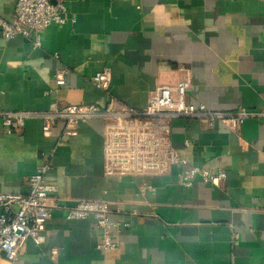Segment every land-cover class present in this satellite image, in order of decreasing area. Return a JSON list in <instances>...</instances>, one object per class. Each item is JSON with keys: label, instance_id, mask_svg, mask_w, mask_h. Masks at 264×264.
I'll return each mask as SVG.
<instances>
[{"label": "crops", "instance_id": "obj_1", "mask_svg": "<svg viewBox=\"0 0 264 264\" xmlns=\"http://www.w3.org/2000/svg\"><path fill=\"white\" fill-rule=\"evenodd\" d=\"M15 1L0 0L1 19L12 21ZM63 1L66 23L44 29L38 46L32 36L0 35V111L142 110L157 86L175 84L185 71L189 101L227 112L264 103V0ZM105 66L108 93L90 82ZM59 67L67 76L55 86ZM41 126L39 119L20 132L0 126V193H26L25 178L48 161L44 180L62 203L108 202L118 247L97 249L91 217L68 219L55 209L42 243L27 240L13 263L0 264H264V119L236 129L172 119V146L189 165L226 172L217 186L196 177L189 187L177 184L175 166L161 175H105L102 119L66 134L58 120L49 136Z\"/></svg>", "mask_w": 264, "mask_h": 264}, {"label": "built area", "instance_id": "obj_2", "mask_svg": "<svg viewBox=\"0 0 264 264\" xmlns=\"http://www.w3.org/2000/svg\"><path fill=\"white\" fill-rule=\"evenodd\" d=\"M67 18L63 0H16L12 21L0 18V35L4 39L32 36L33 44L38 46L39 35L44 29L64 25ZM66 76L67 70L59 67L53 75L54 85L62 86ZM90 82L98 90L108 93L110 68L105 66L90 78ZM190 83V74L185 71L175 84L157 86L142 110L125 106L100 108L94 104H69L52 110L0 111V126L8 132H20L27 120L39 119L42 134L49 136L58 120L64 121L63 133L66 134L81 122L102 119L105 121L102 149L105 175H161L175 166L179 169L176 182L180 186H191L196 177L217 186L225 178V170L219 169L211 174L204 168L189 165L172 146V119L193 118L206 123L209 128L219 121L236 129L248 118L264 119V103L258 110H212L202 103L187 100ZM188 144L185 141V145ZM49 168L47 161L25 178L26 193H0V259L13 263L27 240L40 245L46 221L55 209H62L68 219L91 217L100 237L96 248L116 249L118 242L114 229L118 225L109 219L108 202L77 199L70 206L65 205L58 197L56 186L44 180ZM56 255L57 250H52L51 258Z\"/></svg>", "mask_w": 264, "mask_h": 264}]
</instances>
